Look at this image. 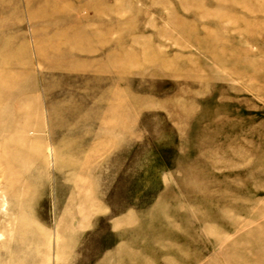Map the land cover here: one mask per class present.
<instances>
[{"label": "rangeland", "instance_id": "1", "mask_svg": "<svg viewBox=\"0 0 264 264\" xmlns=\"http://www.w3.org/2000/svg\"><path fill=\"white\" fill-rule=\"evenodd\" d=\"M0 264H264V0H0Z\"/></svg>", "mask_w": 264, "mask_h": 264}]
</instances>
